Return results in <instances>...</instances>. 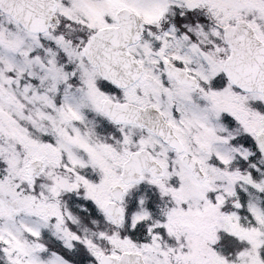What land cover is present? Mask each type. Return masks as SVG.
<instances>
[{"label": "rangeland", "instance_id": "obj_1", "mask_svg": "<svg viewBox=\"0 0 264 264\" xmlns=\"http://www.w3.org/2000/svg\"><path fill=\"white\" fill-rule=\"evenodd\" d=\"M74 1L91 4L93 8L95 6L96 10L93 12L96 26L102 24L101 11L105 12L107 9V12L114 16L115 11L124 3V0ZM164 1L143 0L138 5L131 6L140 13H152L151 17H154L155 13H161L160 9L157 12L154 10L164 4ZM203 6L213 10L214 16L216 14L217 19L224 21L249 17L259 34L264 36V0H203ZM2 19L7 21L6 18ZM3 20L0 19V88L6 91V95L0 96V261L5 264H76L65 259L58 251L51 248L49 250L48 245L51 244L50 240L55 241L51 239L55 235L66 248H72L73 243L78 242L79 246L86 249L85 253L88 254L89 251L94 261H98L104 253L119 255L124 251L141 249L147 264H162L164 259L170 258L180 249L167 246L165 240L160 241V236L153 232L157 226L147 224L153 216L139 206L142 203L139 197L141 193L149 192L151 197L158 198L162 207V227L166 228L169 234L177 233L178 243L190 250L186 255L189 260L181 257L182 264H264V213L259 203L263 199L258 190L253 186H242L243 196L251 203L250 206L246 201V205H249L247 215L251 213L250 220L255 218L256 225L248 228L241 226L235 212L225 213L223 207L234 196V182L248 178L242 174L228 176V173H224L223 176L214 168L205 166L209 153H217L218 150L230 151L226 146L228 139L219 137L216 131L214 132L215 127L212 124L217 115L212 118V108L209 106L203 107V146L208 149V154H203V166L208 171L204 184H199L188 171L182 170L164 172L157 180L143 174L140 184L125 188L126 203L138 198L139 206L131 214L129 226H148L147 242L132 241L119 235V232L108 231L105 225L96 220H85L73 214L66 204V196L75 191L78 198L89 199L100 212H104L105 205L111 200L112 187L120 177L125 154L108 148L109 143L103 137H95L93 142L83 138L75 141L71 139L70 146L79 144L85 149L87 157L92 158L91 163L86 157L79 159V170H72L66 166L61 168L59 165L60 150L57 146H43L35 139L28 140L23 122L35 126L36 129L41 126L40 123L33 124L29 119L31 113L25 112L22 85L24 58L30 49L31 38L25 36L18 27L13 26L12 30H9L8 23ZM53 37L56 35H48L47 38ZM204 39L203 34V41ZM192 50H195L194 45ZM218 58L203 51V67L205 62V67L220 69L222 65L217 61ZM12 74L14 77H11ZM214 99V109L218 112L224 100ZM99 100L100 94L96 92V104ZM227 101L228 107L235 109L234 112L248 130V114L235 102ZM208 117L211 118L212 124H209ZM215 135L219 139H216ZM187 142L189 143L188 139ZM20 145L27 147L24 153L20 151ZM44 155L46 161L43 172L30 181L28 186L18 183L17 180L27 179V163L35 158H43ZM218 155L228 163L233 162V155ZM71 158L75 160L74 157ZM216 179L224 181L221 192L216 185ZM209 193L212 195L211 199ZM224 228L244 243H240L241 247L246 245L245 248L237 249L234 259L232 255L228 257L230 259H226L227 256H223L213 247L219 242L220 231Z\"/></svg>", "mask_w": 264, "mask_h": 264}, {"label": "flooded vegetation", "instance_id": "obj_2", "mask_svg": "<svg viewBox=\"0 0 264 264\" xmlns=\"http://www.w3.org/2000/svg\"><path fill=\"white\" fill-rule=\"evenodd\" d=\"M172 1L167 5V10L158 16L162 18L160 21L147 20L142 38L136 44V51L133 54L143 66L141 78L125 89L105 80V89L101 91L98 104H96L97 71L83 53L84 44L94 29L91 7L75 3L60 6L58 26L50 24L48 31L42 35H56L62 43V51L56 54V61L52 63L48 62V52L43 45L28 52L27 65L30 74L28 83L31 86L28 87L26 101L30 113L36 104L39 105L46 120H53V112L60 118L61 121L56 127L57 137L60 138L57 139L59 148L63 147L64 141L72 137L78 140L88 135L90 140L89 135L94 130L97 118L105 121L108 146L117 153L126 155L129 148L132 151L146 148L141 136L147 133L144 128L137 124L114 122L101 110L105 101L133 104L143 108L153 106L172 125L184 147V152L178 154L160 142V146L169 151L168 159L163 155L159 156L162 161L168 162L164 170L186 169L182 163L184 154L193 155L201 160L203 153L207 152V148L203 146V105L216 103L214 98L224 100L220 110L218 112L214 110L220 119L227 113L235 117L236 121H241L234 112L235 109L228 107L227 100L242 107L249 117L248 134L252 145H257L258 135L264 133V94L239 91L230 83L223 68H203V0L194 4L191 3L192 0ZM139 2L140 0H136L135 5ZM207 14L210 17V26L223 33L225 21H213L211 13ZM39 36L32 35L36 39ZM261 38L264 42V36ZM207 41V49L213 56L219 57L217 61L223 64L229 55V46L226 45L223 35L209 36ZM193 45L195 50H192ZM167 64L173 66L172 72H169ZM33 73L37 75L34 79ZM185 74L193 79L186 80ZM215 76L219 77L216 83ZM193 82L196 83L194 87L191 84ZM33 83L38 88L32 86ZM36 95L41 99H35ZM132 135L139 144L136 147L128 143ZM149 136L154 137L152 134ZM187 139L190 144L187 143ZM65 159V163L71 165L67 155L61 151L59 164L61 168ZM216 168L220 169L221 166L217 165ZM263 168L264 164H253L249 168L250 173L253 177H258L261 184H264ZM173 247L181 251H175L170 258L163 260V264H182V256L189 260L186 255L190 250L181 244Z\"/></svg>", "mask_w": 264, "mask_h": 264}, {"label": "water", "instance_id": "obj_3", "mask_svg": "<svg viewBox=\"0 0 264 264\" xmlns=\"http://www.w3.org/2000/svg\"><path fill=\"white\" fill-rule=\"evenodd\" d=\"M41 2L42 0H0V9L11 14L18 22L30 30L35 28L40 29L42 23L45 25V29L43 30H46V26L54 11V2L50 1L51 4L47 3L46 8L40 5ZM54 21L56 22L57 18H55ZM117 22L118 27L105 28L95 33L87 43L85 53L92 64L100 70L102 76L111 79L120 86H127L130 83V81H127V78L133 77V80H136L141 72L135 71L132 75H127L124 72L122 74L117 72L112 73L113 71L111 69L131 67L129 64L135 63L134 57L127 56L126 51L128 45L137 42L139 39L143 21L131 11L123 9L117 13ZM40 30L42 31V29ZM224 36L232 47L231 58L227 62L226 68H231L234 63L238 62V59L244 58L243 55H239L237 52L238 46L244 43L256 46L255 49L249 51L250 55L247 54V57L244 58L252 62L249 66H254L257 61H260V58L257 56L258 50H260L262 54L261 59H263L264 45L258 40L254 30L246 21H238L235 26L226 27L224 29ZM239 36H246L248 40H238L236 37ZM249 66L245 67L248 68ZM133 68L136 67L134 66ZM229 75L232 78L233 76H238V74H232L231 72H229ZM236 83L248 91L264 90L260 86L263 84L261 80L255 83L256 86H249L250 83L248 81H245V84ZM0 93L4 94L1 89ZM144 124L149 126L151 123L146 122ZM163 137L170 140V137L164 132ZM261 142V147L264 150V139ZM187 163L198 179L202 181L203 175L197 164L191 159H188ZM42 166L43 162L41 160L32 161L29 164V176L33 177L35 174L39 173ZM155 167H157L156 164L147 152L136 153L131 155L129 160L125 163L122 178L126 183L137 181L140 178V171L142 168H147L154 176H158L160 175V170L155 169ZM121 193L122 191L120 188L117 187L114 189V195L117 199ZM107 213L116 223L119 222L120 211L115 203L107 206ZM100 261L101 264H144L142 256L137 253H123L119 258L103 255Z\"/></svg>", "mask_w": 264, "mask_h": 264}]
</instances>
